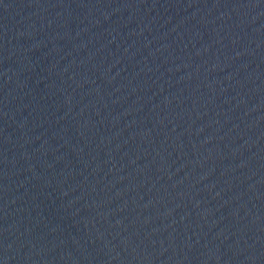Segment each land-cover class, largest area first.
Returning a JSON list of instances; mask_svg holds the SVG:
<instances>
[{
	"label": "water",
	"instance_id": "obj_1",
	"mask_svg": "<svg viewBox=\"0 0 264 264\" xmlns=\"http://www.w3.org/2000/svg\"><path fill=\"white\" fill-rule=\"evenodd\" d=\"M0 264H264V0H0Z\"/></svg>",
	"mask_w": 264,
	"mask_h": 264
}]
</instances>
